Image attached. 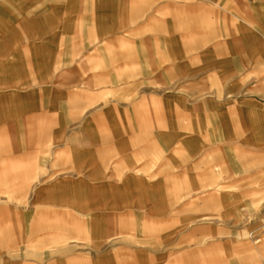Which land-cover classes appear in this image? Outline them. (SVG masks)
Listing matches in <instances>:
<instances>
[{
  "label": "crops",
  "instance_id": "obj_1",
  "mask_svg": "<svg viewBox=\"0 0 264 264\" xmlns=\"http://www.w3.org/2000/svg\"><path fill=\"white\" fill-rule=\"evenodd\" d=\"M259 110L264 0H0V264H264Z\"/></svg>",
  "mask_w": 264,
  "mask_h": 264
},
{
  "label": "rangeland",
  "instance_id": "obj_2",
  "mask_svg": "<svg viewBox=\"0 0 264 264\" xmlns=\"http://www.w3.org/2000/svg\"><path fill=\"white\" fill-rule=\"evenodd\" d=\"M257 115L258 117L264 116V111L259 110L257 112ZM258 133L261 135L259 138L262 139L264 137V128H258L257 136ZM262 150L263 149H261L260 146L245 143V156L249 152H257ZM249 157L251 156L248 155L245 160L240 161L243 164V169L241 170V172L243 173L242 175H239L237 179L242 178L244 176L245 180L244 183H242L241 188L239 189L238 185H236L235 190L242 191L240 192L243 199L245 200L246 209L248 211L251 221L249 223H245V240H254L256 244H260L263 242L264 239V223H257L253 221H255L257 217L261 215V212H264V175H258L259 177H256V169L263 168L264 161L262 162V160L258 159L249 160ZM48 242L49 241H44L43 243L39 244L40 248H47L54 245H62V243L59 241H56L55 244L50 243L49 245ZM259 254L262 253L259 252Z\"/></svg>",
  "mask_w": 264,
  "mask_h": 264
}]
</instances>
